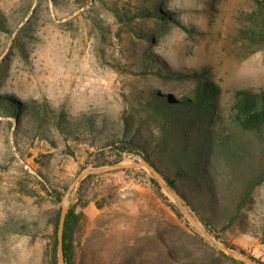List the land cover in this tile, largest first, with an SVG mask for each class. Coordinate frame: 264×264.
<instances>
[{"label": "rangeland", "instance_id": "374dc122", "mask_svg": "<svg viewBox=\"0 0 264 264\" xmlns=\"http://www.w3.org/2000/svg\"><path fill=\"white\" fill-rule=\"evenodd\" d=\"M157 3L182 24L143 16ZM255 7L256 0H0L10 29L0 27V96L119 122L141 96L163 85L140 73L147 53L156 68H209L225 100L235 89L264 90V47L253 53L241 32ZM4 113L0 99V264H53L46 211L57 205L49 191L63 192L61 205L70 208L82 185L88 203L77 205L76 264H247L221 254L206 228L155 187L147 168L93 173L78 186L82 172L102 168L91 155L95 148L65 140L31 117L19 126ZM142 159L126 155L120 164ZM254 199L257 220L264 217V184ZM225 242L264 264L257 236L230 232Z\"/></svg>", "mask_w": 264, "mask_h": 264}, {"label": "trees", "instance_id": "16d2710c", "mask_svg": "<svg viewBox=\"0 0 264 264\" xmlns=\"http://www.w3.org/2000/svg\"><path fill=\"white\" fill-rule=\"evenodd\" d=\"M161 6L157 3L153 11L147 10L143 16L182 24L175 11ZM245 22L241 32L254 53L264 47V0H256V7L247 13ZM6 24L0 17V27L9 31ZM150 42H154L153 36L148 39ZM155 61L153 54H145L140 60V73L158 76L163 85L141 96L131 110L122 113L119 122L106 116L73 115L38 100L0 96L4 114L15 118L19 126L31 117L39 126H51L65 140L95 148L91 155H95L96 167L120 164L126 155L144 158L182 197L216 241L238 252L225 239L228 233L241 231L264 243V217H252L256 207L254 195L264 184V90L235 89L225 100L223 88L213 82L209 68L168 70L156 68ZM171 82L174 85H168ZM187 82L192 85H186ZM161 88L181 95L162 94ZM49 139L53 142V138ZM150 179L162 190L152 175ZM83 187L79 189V202L85 207L88 200ZM49 194L57 205L46 211L54 228L52 262L59 264L58 227L63 192L54 189ZM79 202L70 206L67 213L66 264H76L75 233L82 216L77 212ZM219 252L226 255L223 250Z\"/></svg>", "mask_w": 264, "mask_h": 264}, {"label": "water", "instance_id": "95a60500", "mask_svg": "<svg viewBox=\"0 0 264 264\" xmlns=\"http://www.w3.org/2000/svg\"><path fill=\"white\" fill-rule=\"evenodd\" d=\"M140 167L147 168L151 172L154 179H156V181L160 184V186L163 189H165L167 192H169L171 195H173L175 198L178 199L180 205L184 208V210L186 211V214L191 219V221L199 226V224H198L197 220L195 219V217L193 216V214L189 211L188 207L184 204L182 197L174 189H172L169 185H167L164 182L163 178L160 176L158 171L146 159H142L138 163H134V164H114V165L107 166V167L86 170L78 176L76 183L79 186L81 180H83L85 177H87L93 173H106V172L118 171V170H122V169L140 168ZM68 210H69V208L63 204L62 213H61L60 222H59V227H58L59 264H66L65 251H64V230H65V223H66ZM204 234H205L207 240L212 245L219 246L228 255H230L236 259H239V260H241L247 264H260L255 259H253L252 257H250L246 254L234 251L230 247L220 245L216 242L215 239L211 238L207 233L204 232Z\"/></svg>", "mask_w": 264, "mask_h": 264}]
</instances>
